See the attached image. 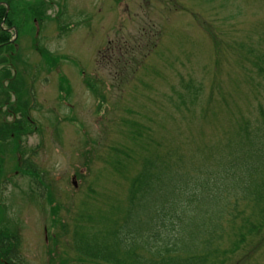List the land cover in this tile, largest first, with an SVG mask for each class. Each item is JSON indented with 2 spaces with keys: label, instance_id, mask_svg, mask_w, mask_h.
<instances>
[{
  "label": "trees",
  "instance_id": "obj_1",
  "mask_svg": "<svg viewBox=\"0 0 264 264\" xmlns=\"http://www.w3.org/2000/svg\"><path fill=\"white\" fill-rule=\"evenodd\" d=\"M6 1L0 6V50L10 44L7 29L18 31L16 16L41 15L32 3L40 0ZM214 14L202 66L195 54H186L183 72L174 67L166 78L150 68L139 70L158 44L157 32L120 41L110 55L117 56L112 61L118 83L126 77L143 85H132L127 104L139 95L116 118L103 155L105 171L120 168L128 186L118 226L104 234L92 215L82 224L85 209L78 206L64 219L45 177L28 169L43 186L40 194L59 226L57 248L47 251L50 264H264V38L255 42V29L249 31L235 14ZM5 60L0 57V63ZM210 63L213 69L206 70ZM146 101L158 104L144 108ZM17 136L15 126H0V161L4 140L15 142ZM88 189L86 209L98 199ZM0 223V260L18 259L19 229L1 207Z\"/></svg>",
  "mask_w": 264,
  "mask_h": 264
},
{
  "label": "rangeland",
  "instance_id": "obj_2",
  "mask_svg": "<svg viewBox=\"0 0 264 264\" xmlns=\"http://www.w3.org/2000/svg\"><path fill=\"white\" fill-rule=\"evenodd\" d=\"M117 1L119 0H109V5L106 3L103 7L104 10L109 7L114 8L113 3ZM94 2L95 0H68V4L71 10L74 9L75 15L79 13L77 18L71 21L78 23L75 28L65 34L62 47L50 57L43 54L42 45L45 43L46 36L49 38L52 28L50 26L41 27V33H39L37 38L38 28H36L28 11H24V14L28 15L18 20L17 45L21 52V55L18 54L21 62V71L26 82L32 81L31 78L38 72L35 70L36 68L45 69L46 65L49 64L48 62L55 64L52 68L54 66L61 67L63 73L73 85L79 83V75L77 74L80 71H89L94 67L91 72L94 74V78L99 79V84L102 86L103 92L100 94L107 101L109 108L115 109L120 100V93L116 88L113 89L109 86L110 78L108 76V69L114 70V68L109 64L105 65V68L100 63L97 67L96 65L94 66L98 47H104L105 41L113 35V30L115 29H119L117 39H129L132 35H137L140 29L146 28L148 31H153L154 29H159L158 23L161 24L162 40L143 64L144 68L152 69V73L156 72L160 78L167 77L168 71L166 70H172L174 67L180 70L183 63L186 62V54L190 58L195 54L196 59L202 66L205 48L211 49V43L209 38L203 36L196 26L200 21L208 29L216 26L215 12L223 10L224 14H235L234 19L236 21L245 19L253 21L257 24V28L252 32V39L259 43L264 38V0H123V4L121 3L122 5L120 4L119 8H115L117 13L120 12V18H118L117 13L112 11L106 13L103 11L99 19L92 12L95 15L94 21L90 22V19L85 21V17L82 18L81 14L91 11ZM105 2L106 0L102 1V3ZM49 11H53V8ZM124 11L126 13H123ZM114 15L119 19V23ZM112 18L113 20L110 21ZM111 39H114V36ZM54 40L49 41L51 47ZM57 45L59 47L60 42H57ZM6 51L11 52L12 48H7ZM37 63L39 67L35 66ZM211 69H213V63L208 64L206 67V70ZM60 81L61 79H56V76H54V81L50 85L51 87L49 86L50 89L48 88L47 90L48 96L52 99H48L45 96L38 97V104H47L50 109L43 110V107L40 113L35 110L32 111L34 117L36 116L37 118L42 119L46 115L43 121L46 122V126L49 124L53 126L54 135L52 130L46 127L48 130L46 134L43 133L42 135L36 132L28 138L26 149L30 151L31 147L36 148L34 150L36 151L35 155L32 158L35 161L37 160L40 166L48 171L53 183L55 181V198L63 205L61 213L65 214L66 212L65 204L70 205L72 209L77 201V203L79 202L77 204L79 211H84L82 208L85 209L81 219L82 224L85 223L87 225L88 217L92 215L94 223L99 224L105 234L109 228H114V225L118 226L117 221L121 218L124 211V200L127 196L128 186L122 183L123 180H120L123 175L120 168H116L117 170L113 171H105L103 155L107 154L105 143L108 142L106 140L108 138L105 136L108 133L102 134L103 125L97 119V116L94 115L95 108H97L96 97L90 91L88 92L82 83H80L81 87H78L77 90L73 86L72 89L76 91V98L73 95L71 104H74H72V107H74L76 113H72L71 110L65 113L67 110L61 109V107L66 106L61 102L62 97L59 95L58 86ZM36 84L37 87H41L38 81ZM47 84L48 80L41 85L45 87ZM158 85L163 88L161 84ZM159 86L158 89L161 91L168 89H162ZM138 95L139 93L136 91L131 96L128 104H123L119 107L120 114L127 113V108L134 104L133 96L137 97ZM144 96L147 97L149 95L144 94ZM45 99H48V101ZM66 101L70 102L69 99ZM148 104H152L156 108L155 105L158 104V101H146L143 103L144 108ZM138 105L140 104L138 103ZM147 108L150 109V107ZM61 112L65 113L63 118L68 122H61L64 126L59 124ZM85 126L87 137L85 135ZM107 137L110 136L108 135ZM52 139H54V144ZM87 142L89 145L88 153L91 155H89V172L86 171L82 179L79 180L77 188H73L71 181L65 179L66 171L71 173L74 171V165L82 163V153L87 149ZM89 186L98 193V199L96 198L95 205H91L86 209L88 205L85 203L84 195L87 191L89 192ZM64 190L74 191V198L66 199ZM35 203V198H30L24 194L19 197L17 207H20L24 213V243L22 244L24 254L22 257L29 263L39 264L42 260L39 247L43 239L39 226L40 228L42 227L44 214L37 209ZM86 225H83V227L88 231ZM70 227L73 228L71 224ZM64 243V241L59 240L61 253H64Z\"/></svg>",
  "mask_w": 264,
  "mask_h": 264
}]
</instances>
